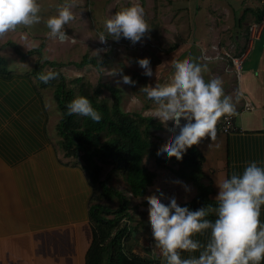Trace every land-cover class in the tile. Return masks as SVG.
I'll list each match as a JSON object with an SVG mask.
<instances>
[{"label": "rangeland", "instance_id": "374dc122", "mask_svg": "<svg viewBox=\"0 0 264 264\" xmlns=\"http://www.w3.org/2000/svg\"><path fill=\"white\" fill-rule=\"evenodd\" d=\"M40 2L43 20L31 26H19L0 36V55L7 59L5 69L8 72L30 76L35 82L32 70L38 62L42 72L58 70L64 78L65 90H73L72 95L77 97L81 86L90 93L100 88L96 100L108 105L112 98L99 84H109L117 89L123 112L150 116L162 125L156 135L164 140V149L172 142L171 125L154 118L151 101L140 91L142 85L150 82L170 86L177 63L201 58L198 62L209 64L205 79L222 77L225 94H230L237 103L238 75L226 71L225 59L207 61L203 57H224L223 53L231 54L229 52L234 50L232 46L236 40L248 39V27L256 19L257 0H140L151 27L143 41L133 43L128 38L109 37L106 44L96 38L100 31L106 30L104 21L132 0H77L73 5L76 18L65 25L70 34L65 41L51 37L46 24L49 16L58 13L63 0ZM73 36L75 42L71 39ZM97 48L101 49L99 56L93 51ZM86 56L100 62L99 67L85 64ZM145 56L151 58V77L143 74L144 69L137 62ZM122 67L123 73L130 74L136 84L123 83V73L111 72L113 68ZM76 78L81 82L74 83ZM58 80L37 87V96L45 112L44 123L39 129L42 136L39 149L13 165L7 158H0V264H49L46 257L52 264L58 257L65 264H73L77 251L82 255L81 264H85L92 238L87 218L89 206L97 202L113 210L119 207L116 198L104 199L97 184L91 185L79 159L65 157L63 153L59 133L62 114L54 97ZM223 120L222 116L217 127L222 126ZM144 164L156 172V178L142 198L130 195L122 174L111 171V166L103 167L101 180H106L109 186L128 198L131 219L127 220V225L131 237L127 246L130 252L165 264L152 236L148 200L163 191L167 196H177L178 202L183 204L190 201L196 191L192 184H187L186 189L183 183L175 182L183 181L170 170L176 166L168 163L166 167L169 168L157 167L150 157L144 159ZM27 170L33 174L30 179L24 175ZM161 199L168 202L165 197ZM74 228L82 232L81 244H75L69 235L67 245L61 247L56 235Z\"/></svg>", "mask_w": 264, "mask_h": 264}, {"label": "clouds", "instance_id": "9594fccd", "mask_svg": "<svg viewBox=\"0 0 264 264\" xmlns=\"http://www.w3.org/2000/svg\"><path fill=\"white\" fill-rule=\"evenodd\" d=\"M76 3L77 0H63L58 13L47 18L51 37L61 41L69 39L65 25L76 18L73 10ZM41 13L40 0H0V36L15 31L19 26L39 23L44 19ZM104 24L106 30L100 31L96 37L104 44L109 37L142 42L151 28L140 0H132L127 7L108 17ZM71 39L75 42L76 37ZM93 51L99 56L101 49ZM221 58L219 55L203 57L207 61ZM200 59L177 63L170 86L149 82L140 88L151 101L154 118L170 124L169 130L174 133L169 147L160 153L162 160L172 156L182 159L188 148L200 144L202 139L215 140L220 118H227L237 111L232 96L225 94L222 77L205 79L209 64L198 62ZM137 62L144 69L143 74L153 75L150 57L138 58ZM111 72L123 73V67L113 68ZM59 75L58 71L49 70L42 72L40 79L48 82ZM122 81L137 83L127 73H123ZM238 100L239 95L236 97ZM67 107L69 113H79L96 121L103 118L84 95L71 100ZM175 182L183 183L188 189L186 182ZM216 183L219 191L215 206L209 204L193 209L178 202L177 196H167L163 191L148 200L152 236L165 264H261L264 261V221L260 218L264 206V161H248L242 173L233 171ZM212 212L216 213L214 220L209 218ZM208 229L211 235L206 244L195 238ZM185 250L199 251V255L184 257L182 251Z\"/></svg>", "mask_w": 264, "mask_h": 264}, {"label": "trees", "instance_id": "16d2710c", "mask_svg": "<svg viewBox=\"0 0 264 264\" xmlns=\"http://www.w3.org/2000/svg\"><path fill=\"white\" fill-rule=\"evenodd\" d=\"M258 12L254 22H264L262 12ZM84 63L95 67L100 65V62L88 56L84 58ZM7 64V59L0 55V158H7L13 165L39 149L42 137L39 129L44 123L45 112L37 96V87L40 84L48 85L59 78L54 97L62 114L59 133L63 153L65 157H73L82 162L91 185L97 184L104 199L116 198L119 203V207L114 210L97 202L89 206L87 218L92 238L85 254V264H160L158 260L153 262L130 252L127 246L131 237V230L127 225V220L131 219L128 198L109 186L106 180H101V172L106 165L111 166V171L122 174L133 198H142L156 178V172L145 166L144 159L150 157L157 167L163 168H169L166 165L170 163L171 167L176 166L170 168L171 172L196 189L195 196L183 204H188L193 209L203 205H217L218 201L209 197L212 193L211 186L202 183V156L197 145L188 148L182 159L175 156L160 159L161 150L166 144L156 132L162 125L150 116L123 112L116 88L109 84H99V87L109 92L112 98L110 105L96 100L100 88L93 90V93L84 86L78 89L77 96H87L102 113L103 118L96 121L89 116L78 117L77 113H69L68 103L76 96L72 95L73 90H65L61 75L48 82L41 80L42 66L37 62L32 70L36 84L30 76L8 72L5 69ZM82 64L81 62L80 65ZM80 82V78L74 79V83ZM24 175L30 179L33 174L27 170ZM209 218L214 220L216 213H210ZM210 235L211 230L203 232L199 234V240L206 244ZM64 239L62 247L67 245V237ZM182 255H199V251L185 250Z\"/></svg>", "mask_w": 264, "mask_h": 264}, {"label": "crops", "instance_id": "0c3cea01", "mask_svg": "<svg viewBox=\"0 0 264 264\" xmlns=\"http://www.w3.org/2000/svg\"><path fill=\"white\" fill-rule=\"evenodd\" d=\"M257 1L256 12L261 11L264 20V0ZM262 23L264 24V22ZM262 35L260 39L253 42H250L249 39H244L245 41L236 40L232 46L234 50L229 52L232 57L239 56L240 53H247L240 76H237L239 83V87H237V94L239 95V100L236 103L237 111L231 115L236 131L224 132L222 127H217L215 140L204 138L197 145L202 156V183L211 186L212 193L209 197L212 200H216L215 197L219 191L216 181L226 175L230 176L233 171L242 173L245 163L248 161H264V34ZM222 58L225 59L223 63L226 71L236 73L230 60L225 56ZM260 218L264 221V206H262ZM208 231L210 229L205 230V232ZM69 235L72 236L75 244H81L79 240L83 235L81 230L77 228L58 233L59 244L63 240L65 241L64 238H68ZM199 237L197 234L195 238L199 239ZM81 256L80 251L74 253L72 263L81 264ZM46 261L52 264L48 257H46ZM64 262L61 257H58L54 264H65Z\"/></svg>", "mask_w": 264, "mask_h": 264}, {"label": "built area", "instance_id": "2783aa9c", "mask_svg": "<svg viewBox=\"0 0 264 264\" xmlns=\"http://www.w3.org/2000/svg\"><path fill=\"white\" fill-rule=\"evenodd\" d=\"M263 31V24H252L249 28V32H250V39L254 40V39H258L261 35ZM224 56L226 58H228L232 64L233 70L239 74L241 69H242V65L247 57V53H243L240 56H236V57H232L230 56V54L228 53H223ZM222 130L224 132H235L236 128L233 124V117L229 116V117H224L223 123H222Z\"/></svg>", "mask_w": 264, "mask_h": 264}, {"label": "bare ground", "instance_id": "6f19581e", "mask_svg": "<svg viewBox=\"0 0 264 264\" xmlns=\"http://www.w3.org/2000/svg\"><path fill=\"white\" fill-rule=\"evenodd\" d=\"M261 23H262V22H261ZM261 23H252V24H261ZM252 24H251V25H252ZM262 24H263V23H262ZM251 25H250V26H251ZM250 26H249V28H250ZM249 28H248V39H249L250 42H253L254 40H258V39L261 38V36H262V34H263V31H262V33H261V35H260V37H259L258 39L251 40V39H250ZM263 29H264V24H263ZM240 72H241V71H240ZM236 74H237V73H236ZM237 75H239V74H237ZM177 131H178V129H177ZM173 136H174V133H173ZM173 136H172V139H173ZM169 141H171V140H169Z\"/></svg>", "mask_w": 264, "mask_h": 264}]
</instances>
